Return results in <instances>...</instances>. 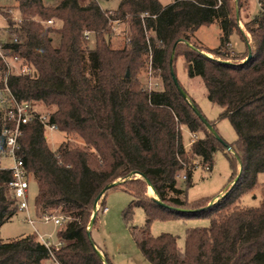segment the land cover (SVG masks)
I'll return each mask as SVG.
<instances>
[{"label":"trees","instance_id":"obj_1","mask_svg":"<svg viewBox=\"0 0 264 264\" xmlns=\"http://www.w3.org/2000/svg\"><path fill=\"white\" fill-rule=\"evenodd\" d=\"M15 1L21 21L9 19L7 30L17 35L18 42L2 44L22 58L30 73L12 74L10 88L18 100L42 107L61 132L81 140V144L65 140L53 150L37 118L22 127L19 139L18 156L38 186L37 218L65 217L55 231V238L62 241L55 250L60 264H115L92 232L107 208L105 195L117 187L131 195L123 219L149 263L264 264V194L257 206L241 203L243 195L258 186V174L264 173V0H258L259 10L245 22V30L236 20L242 0H171L168 4L122 0L116 10L104 9L100 0ZM128 17V43L112 48V22ZM53 18L58 26L45 24ZM213 23L222 30L220 45L206 49L194 43L195 32ZM236 29L247 44L245 53L229 49ZM86 32L94 36V47L89 46ZM171 53L176 61L184 57L188 76L201 77L207 98L222 108L220 118H228L235 129L234 142L221 136L219 140L180 94L172 78L171 70L175 75L176 70ZM150 54L154 68L164 72L161 90L144 89L139 80ZM208 121L217 131L215 121ZM9 123L0 106V128ZM182 125L203 132L188 149L181 137ZM228 147L235 151L228 156L233 183L217 201H188L195 161L212 169L216 152L225 153ZM181 170L185 171L183 188L177 186ZM133 172L144 177L129 178ZM147 179L154 187L153 196L147 194ZM12 180L10 170L0 169V229L19 211ZM114 182L119 183L98 200L89 233L95 202ZM136 207L146 214L142 227L132 223ZM190 217H207L210 223L187 227L184 248L178 245V236H154L150 231L155 218ZM46 262L53 264L36 231L10 240L0 236V264Z\"/></svg>","mask_w":264,"mask_h":264},{"label":"rangeland","instance_id":"obj_2","mask_svg":"<svg viewBox=\"0 0 264 264\" xmlns=\"http://www.w3.org/2000/svg\"><path fill=\"white\" fill-rule=\"evenodd\" d=\"M87 0H82L85 2ZM122 0H100V4L104 9L116 10ZM163 4H168L171 0H161ZM50 2V1H48ZM242 7L236 16L237 24L245 30V22L250 20L259 10L258 0H242ZM18 3L15 0H0V38H7L6 26L9 19L15 20L21 14L18 10ZM236 11V10H235ZM54 22L51 26H58L59 22L53 18ZM44 21V20H43ZM42 21V22H43ZM18 22V21H17ZM46 24V23H45ZM48 25V24H47ZM221 27L218 23L201 26L193 37L194 43L206 49H214L220 45ZM250 37V33L246 32ZM131 35L129 17L126 20L112 23V31L110 34V45L112 48H122L128 43V38ZM229 49L236 53H245L247 44L242 34L236 29L230 36ZM94 36L90 35L89 46L94 47ZM209 53V52H208ZM206 54V53H205ZM213 54L210 53V56ZM171 63L174 64L176 77L183 86V89L188 95L191 102H195L204 116L212 121H215L216 129L219 135L228 143L236 140L237 134L228 118H220L222 108L211 102L206 96V87L201 77L188 76L186 69V60L184 57H178L175 60V55H169ZM172 58V59H171ZM176 61V62H175ZM176 63V64H175ZM152 67L153 80L159 83V89L164 88V72L161 69H155L150 64V58L146 60L145 67L139 74V80L142 86H146L149 80V70ZM39 110H45L37 106ZM181 137L188 149L190 147L189 129L184 125L180 127ZM199 137L203 136L202 131H198ZM48 143L51 149L55 150L60 143L65 140H71L76 144H81V140L75 136H67L64 132H46ZM226 153V154H225ZM225 153L218 150L214 156V164L212 169L203 166L199 160H196V167L193 174V185L187 189L188 201H196L202 198H213L217 201L226 191L228 185H231V177L233 169L228 158L229 155L234 156L235 151L227 148ZM239 171V167L236 172ZM185 171L181 170L177 175V186L185 187L184 182ZM259 184L252 192L243 195L241 203L243 205L257 206L259 205L264 194V173L258 174ZM147 188V194L153 196V191ZM38 186L33 179H30L29 202H30V217L35 220L36 227L41 232H49L53 229L52 224H43L37 218L34 210V198L37 193ZM106 206L108 210L100 213L98 226L93 230L92 235L95 242L107 252L111 260L115 264H151L142 255L138 249L132 231L128 224L123 219V209L131 201V195L121 187L110 189L105 195ZM27 213L18 211L16 215L5 222L0 229V236L4 240H10L21 235L31 234L34 232V227L27 221ZM133 225L142 227L146 223V214L142 207L134 209ZM210 223L207 217H190L177 219H160L155 218L150 225V231L154 236L161 233H171L178 236V245L181 248L185 246V232L187 227H206ZM45 264H51L46 262Z\"/></svg>","mask_w":264,"mask_h":264},{"label":"built area","instance_id":"obj_3","mask_svg":"<svg viewBox=\"0 0 264 264\" xmlns=\"http://www.w3.org/2000/svg\"><path fill=\"white\" fill-rule=\"evenodd\" d=\"M149 15L143 13L142 16ZM20 22L21 18H15ZM53 19L45 21L46 24L52 25ZM119 20H114L112 23H118ZM8 26V25H7ZM5 28L7 38H0V57L4 63V70L0 71V106L5 108L7 120L10 121L9 125L0 128V138L4 144V148L0 150V169H7L12 172L13 180L10 182V187L13 195L17 199L19 211L27 213V221L33 225L34 231L37 232L39 239L46 246L49 251L50 259L53 264H60L55 256V250L62 244L61 240L55 238V231L65 217L62 215L45 214L40 218L43 224H52L53 229L49 232H41L35 225V220L30 217V202H29V188L30 178L28 170L25 166L24 160L18 156V149L20 146L19 139L22 136V127L28 124L33 119L37 118L44 126L45 138L48 141L46 132H59L57 124L51 123L49 115L38 109L37 106L26 102L20 101L16 98L9 85V77L12 74H29V67L23 63L20 56L15 55L11 50L6 49L2 42H18L16 34H12ZM85 38L90 39V33H85ZM150 64L152 65V55L150 54ZM149 80L144 89L160 90L159 83L154 81L152 67L149 70ZM190 141L189 145L194 143L198 138V132L189 130ZM185 178V176H184ZM107 208L105 209V211Z\"/></svg>","mask_w":264,"mask_h":264},{"label":"water","instance_id":"obj_4","mask_svg":"<svg viewBox=\"0 0 264 264\" xmlns=\"http://www.w3.org/2000/svg\"><path fill=\"white\" fill-rule=\"evenodd\" d=\"M190 46H192L190 44ZM251 57V49L249 48V54H248V57L247 59H249ZM172 59V58H171ZM171 73H172V78H173V82L174 84L176 85V87L178 88L180 94L183 96V98H185L189 103L190 105L192 106V109L193 111L198 115V117L202 120V122L207 126V128L219 139L221 140V137L220 135L218 134V132L214 129L213 125L208 121V119L203 115V113L201 112V110L198 108V106L196 104H194L193 102H191L188 98V95L187 93L185 92V90L180 86L179 82H178V79L176 77V75L174 74L173 70H171ZM230 148V147H228ZM133 175H141L143 176L142 174L138 173V172H133L130 174L129 178H132ZM144 177V176H143ZM238 179V176L236 177V179L234 180V183L237 181ZM147 182L149 184V187L154 191V187L152 186L151 182L147 179ZM117 183L119 182H114L112 184H109L106 186V188L103 190V192L100 194V196L97 198L96 202H95V205H94V213L92 215V218L90 220V223L88 225V232L90 233L91 230H92V227H93V223H94V219L96 217V213H97V207H98V200L99 198L101 197V195L111 186L113 185H116ZM157 202L161 203L162 202L159 200V199H155ZM95 249L97 250L99 256L102 258V260L106 263L105 261V258L103 256V254L97 249V247L94 245Z\"/></svg>","mask_w":264,"mask_h":264},{"label":"bare ground","instance_id":"obj_5","mask_svg":"<svg viewBox=\"0 0 264 264\" xmlns=\"http://www.w3.org/2000/svg\"><path fill=\"white\" fill-rule=\"evenodd\" d=\"M149 190H152L151 188H149ZM153 191V190H152Z\"/></svg>","mask_w":264,"mask_h":264},{"label":"crops","instance_id":"obj_6","mask_svg":"<svg viewBox=\"0 0 264 264\" xmlns=\"http://www.w3.org/2000/svg\"><path fill=\"white\" fill-rule=\"evenodd\" d=\"M107 210H108V207H107Z\"/></svg>","mask_w":264,"mask_h":264}]
</instances>
